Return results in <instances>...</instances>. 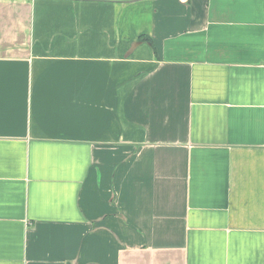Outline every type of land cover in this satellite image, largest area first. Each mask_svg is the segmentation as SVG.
Segmentation results:
<instances>
[{"label": "crops", "instance_id": "1", "mask_svg": "<svg viewBox=\"0 0 264 264\" xmlns=\"http://www.w3.org/2000/svg\"><path fill=\"white\" fill-rule=\"evenodd\" d=\"M0 264H264V0H0Z\"/></svg>", "mask_w": 264, "mask_h": 264}]
</instances>
